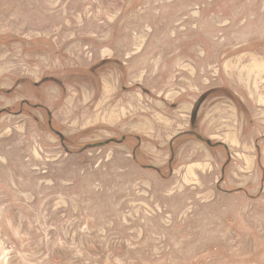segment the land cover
<instances>
[{"label": "rangeland", "instance_id": "1", "mask_svg": "<svg viewBox=\"0 0 264 264\" xmlns=\"http://www.w3.org/2000/svg\"><path fill=\"white\" fill-rule=\"evenodd\" d=\"M96 1L0 0L3 65L40 75L50 57L52 72L34 90L23 78L0 87V120L23 116L0 121V264H264V186L227 195L219 182H182L112 129L70 133L59 119L60 102L46 96L50 85L67 94L54 76L65 44L57 36L84 28L75 15ZM116 1L123 9L127 0ZM142 1L126 26L188 31L183 41L206 30L228 49L264 46V0Z\"/></svg>", "mask_w": 264, "mask_h": 264}, {"label": "crops", "instance_id": "2", "mask_svg": "<svg viewBox=\"0 0 264 264\" xmlns=\"http://www.w3.org/2000/svg\"><path fill=\"white\" fill-rule=\"evenodd\" d=\"M96 2L98 8L75 15L84 28L57 36L65 44L54 76L62 77L66 97L61 86L45 87L48 99L60 102L67 130L112 129L107 133L123 135L144 162L182 182L215 181L227 195H258L264 186V46L253 45L255 39L250 48L228 49L206 30L201 41H183L188 31L126 26L142 0L124 1L123 9L119 1L102 0L110 10ZM2 54L0 87L23 78L26 88L52 75L50 57L40 62V75L35 68L21 75L14 63L3 65ZM5 77L12 84L4 86Z\"/></svg>", "mask_w": 264, "mask_h": 264}, {"label": "trees", "instance_id": "3", "mask_svg": "<svg viewBox=\"0 0 264 264\" xmlns=\"http://www.w3.org/2000/svg\"><path fill=\"white\" fill-rule=\"evenodd\" d=\"M39 86H40V84L38 83V84H36V83H32V84H30L29 86H28V88H31V89H36V88H39Z\"/></svg>", "mask_w": 264, "mask_h": 264}]
</instances>
